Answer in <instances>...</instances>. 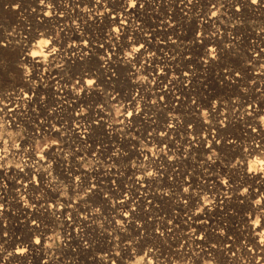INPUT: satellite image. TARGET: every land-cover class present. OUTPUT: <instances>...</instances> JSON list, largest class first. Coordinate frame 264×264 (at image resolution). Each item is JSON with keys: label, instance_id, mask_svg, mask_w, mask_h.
<instances>
[{"label": "built area", "instance_id": "1", "mask_svg": "<svg viewBox=\"0 0 264 264\" xmlns=\"http://www.w3.org/2000/svg\"><path fill=\"white\" fill-rule=\"evenodd\" d=\"M84 2L93 16L69 31L65 26L73 16L50 23L36 17L49 35L64 26L61 42L48 36L54 42L40 49L44 62L40 55L24 54L33 51L31 33L10 34L1 43L6 47H0V230L8 236L7 242L0 240V262H177L188 249L170 241L164 203L179 205V184L200 181L189 155L210 148L207 178L224 185L229 152L246 157L259 149L256 140L248 144L241 136L228 141L220 120L215 131L204 134L200 117L264 115V99H247L246 91L247 77L264 88V69L250 65L264 57V0L256 5L239 0V13L237 0H139L143 7L127 11L120 7L123 0ZM132 43L144 47L126 57ZM11 48L13 62L2 56ZM81 77L97 81L95 87L76 83ZM126 110L133 111L132 118ZM81 111L84 119L76 116ZM47 137L49 142L43 141ZM77 175L96 184L93 193L84 194ZM175 215L173 210L168 216L177 223ZM37 236L41 244H30ZM16 247L29 250L23 258L5 260ZM191 248L195 254L208 249Z\"/></svg>", "mask_w": 264, "mask_h": 264}, {"label": "rangeland", "instance_id": "2", "mask_svg": "<svg viewBox=\"0 0 264 264\" xmlns=\"http://www.w3.org/2000/svg\"><path fill=\"white\" fill-rule=\"evenodd\" d=\"M1 1V0H0ZM22 1V2H21ZM24 1V2H23ZM38 1V2H37ZM50 3L51 2L53 4H51V6L47 3ZM62 1V2H61ZM76 1H78V3H76ZM82 1V2H81ZM8 2V4H7ZM13 2V0H10V1H6V3L4 2H0V44L2 42H4V40H7V36H9L10 34H12L13 36H16L17 33H21L20 35H26L29 33L32 34V36H30V42H32V44L34 45H31V43L28 45L29 48L31 49H35V51H38L40 49H43L44 47H46L45 45H37L34 43L36 38H37V41H40V40H43V39H47L48 36H53L55 37L54 39H56V43L58 44L59 42H61V38H62V34L60 33V30L58 29H62V27H64L62 25L61 26H56L55 28H53L52 32H51V35H48L49 33H45L44 30H41V28H39V24L37 22V19L36 17H39L37 14L38 12V3H40V0H14L15 4L17 3V5H19V11L17 10V7L16 9L13 8V7H10L9 5ZM13 2V3H14ZM20 2V3H19ZM31 2V4H30ZM58 2V3H57ZM75 2V3H74ZM3 3V4H2ZM46 3H47V6H46ZM33 4V5H32ZM55 4H60L61 6H58L56 8H53V6H57ZM67 4V5H66ZM72 4V5H71ZM79 4V5H78ZM26 5V6H25ZM44 6H46V8H44L43 10H47L48 8V12L51 13V14H54L57 16V14H62L60 12V10L64 11L65 8H66V11L72 13V20L68 21V23H66V29L67 31H69L68 29L70 27H73V23H74V26H76L75 24L77 23L76 21H80V19H82L83 17H86L88 18L90 16H93V13L94 12H90V14L87 13L86 11V8H85V2L83 3V0H45L44 1V4H42ZM82 5V6H81ZM9 8H8V7ZM31 6V7H30ZM35 6V7H33ZM77 6V7H76ZM6 7V8H4ZM23 7V8H22ZM65 7V8H64ZM10 10H8V9ZM22 8V9H21ZM61 8V9H60ZM78 8V9H77ZM85 8V9H84ZM7 9V10H6ZM51 9V11L49 10ZM80 9V10H79ZM84 9V10H83ZM34 12L32 13L31 12ZM34 10V11H33ZM56 10V11H55ZM79 10V11H78ZM9 11V12H8ZM31 13H29V12ZM37 11V12H35ZM54 11V12H53ZM73 11V12H72ZM104 11V10H103ZM5 14H4V13ZM12 12V14H11ZM15 15H14V13ZM22 12V13H21ZM24 12V13H23ZM53 12V13H52ZM82 14H81V13ZM18 13V14H17ZM97 13V10L96 12ZM26 14V15H25ZM29 16H28V15ZM82 18H81V16ZM86 14V15H85ZM92 14V15H91ZM11 15V16H10ZM110 14L108 13V16ZM124 15V14H123ZM22 16V17H21ZM28 16V17H26ZM32 16V17H31ZM5 17V18H4ZM12 17V19H10ZM14 17V18H13ZM25 17V19H24ZM77 17V18H76ZM17 18V19H16ZM24 20H23V19ZM30 18V19H29ZM32 18V19H31ZM76 20H75V19ZM85 18V19H86ZM4 19H8L7 22L9 21V24L4 20ZM15 19V21H14ZM36 19V21H35ZM18 20V21H17ZM26 21V22H25ZM31 21V22H30ZM20 22V23H19ZM28 22V23H27ZM36 22V23H34ZM70 22V24H69ZM3 23V25H2ZM15 23H18V24H15ZM22 23H23V27H22ZM31 23V24H29ZM72 23V24H71ZM34 24H36L34 26ZM16 25V26H15ZM19 25V26H17ZM6 26V27H5ZM15 26V28L13 27ZM28 26V27H27ZM70 26V27H69ZM13 27V28H12ZM26 27V28H25ZM36 27V28H35ZM6 28V29H5ZM16 29V30H14ZM28 29V30H26ZM24 31V33L22 31ZM56 30V31H55ZM2 31V32H1ZM46 34H44L43 32ZM41 32V33H40ZM34 33V34H33ZM53 33V34H52ZM36 34V35H35ZM43 36H42V35ZM7 35V36H6ZM35 36V38H34ZM51 36V37H52ZM42 39H41V38ZM60 37V38H59ZM32 38V39H31ZM66 42V40H64ZM136 44V43H134ZM41 46V47H40ZM40 49H39V48ZM133 48V43L132 44H127L126 45V50H131ZM12 49V48H11ZM15 54L16 52L12 50H9L8 52H5V53H2V56L7 58L8 60L12 59L13 57H15ZM39 58H41V61L44 62L46 59H47V56L44 54L43 56H39ZM15 59V58H14ZM260 59V60H259ZM264 57H258V62L257 61H253L250 63L251 66H253V70H258L256 69L258 66H261L262 70L264 69V67H262V65H264ZM50 63H51V60H49ZM62 61V64L65 65V62L63 59H61ZM248 61V60H247ZM11 62H13L11 60ZM255 63V64H254ZM259 68V67H258ZM251 83V80L249 77H247L246 79V91H247V99H253L255 97H257L258 99H264V88H260L256 85V83ZM250 84V85H249ZM262 89V90H261ZM254 93V94H253ZM259 93V94H258ZM262 93V94H261ZM259 96H258V95ZM254 95V96H253ZM260 116V117H259ZM262 115H258V116H203V118H201L200 116V121L202 122L203 124V120H208V123L205 124L206 126V130L205 128H201L203 131H204V134H207L210 132L211 129H214V131L216 130L215 129V125H217V121L220 120V122L224 123L225 126H226V130H225V136H228V141L229 140H238V137H242V140L244 142H249L252 143V141L255 142V140L257 141L256 144L259 142V139L261 140L258 145H259V149H260V146L262 144V141H264V119L261 118ZM218 117V118H217ZM245 117V118H244ZM250 118V119H249ZM252 118V119H251ZM215 119V120H214ZM245 119V120H243ZM248 119V120H247ZM237 120V121H236ZM252 120V121H251ZM248 121H249V124H248ZM251 122V123H250ZM259 122V123H258ZM241 123V124H240ZM253 123V125H252ZM212 125V126H211ZM262 125V126H261ZM218 126V125H217ZM243 126V127H242ZM248 130H247V128ZM262 127V128H261ZM255 128L256 131L253 132L252 129ZM260 129V130H259ZM260 133V136H257V133L258 132ZM257 132V133H256ZM249 133H250V136H249ZM246 136H247V139H246ZM262 136V137H261ZM251 137V138H249ZM253 137V138H252ZM51 137H47L45 140V142H49V139ZM247 142V143H248ZM255 155V154H254ZM254 155L252 153H250L248 156L249 157H243L241 156V153L238 151V150H231L229 152V162H228V173L226 175V181L224 185L220 183L218 184H212L210 182V179L207 178L208 174H209V171L211 170V164H210V159L212 157V152L209 149L206 150H203L199 153H193V155H189V164H190V167L194 166L193 167V172H197L196 176L199 178L200 181H198V183H184L182 185L179 184L178 186V191H179V194L181 195V198L183 201H181V203L179 205H176L174 203L171 202L170 203H164V209H165V214H166V218H169L167 221L168 223L170 224L171 227H169V229H171V235L169 236V239L171 242H177L178 240H181V241H178L177 243L178 244H183L188 250H187V254L183 255L182 257H180L178 259L177 262H173L170 264H231L232 262L229 263L228 261V256L230 255H234V257L237 259V262H241L243 261V255L242 253H239V245L242 244V239L239 238L234 244V246L228 248L227 245L231 243L232 239H235L234 237V233L232 232V229L233 228H238L240 229L241 228V223L237 220L239 217H247L250 216L251 218V221L254 222V218L257 219L260 215H261V208L262 206H264V203L262 202V199L260 198L259 194L256 193V195L253 194V191L254 189L253 188H256L257 187H252L253 185V181H255V179L253 178H257L259 177L260 175H262V172L260 170V167L259 165H255L256 163H254ZM256 156V155H255ZM259 156V155H258ZM248 159V160H247ZM251 161H250V160ZM253 159V160H252ZM208 162V163H207ZM247 162V163H246ZM251 162V164L249 163ZM247 164V165H246ZM243 165V166H242ZM248 165H253L257 171L256 172H249L248 171ZM232 166V167H231ZM258 166V168H257ZM189 167V168H190ZM238 167V168H237ZM242 167V168H241ZM244 168V169H243ZM230 169V170H229ZM247 169V170H246ZM238 172H240L238 174ZM258 172V173H257ZM237 173V174H236ZM242 173V174H241ZM247 173H250L251 175H253L254 177L249 181V180H244V176L247 174ZM245 174V175H244ZM237 175V176H236ZM233 178V179H232ZM209 179V180H208ZM231 179V180H230ZM240 179V180H239ZM206 180V181H205ZM233 180V181H232ZM240 182H239V181ZM237 181V183L235 182ZM242 181V182H241ZM203 182H205L203 184ZM209 182V183H207ZM229 182V183H228ZM251 182V183H250ZM248 183V184H247ZM208 184V185H207ZM234 184V185H233ZM241 184V185H239ZM203 185V187H202ZM231 185V186H230ZM183 186V187H182ZM250 186V188H249ZM228 187V188H227ZM234 187V188H233ZM248 187V188H247ZM187 188L188 189V192H184L183 190ZM243 188V189H242ZM221 189V190H220ZM244 189H247V192L244 190ZM250 189V190H249ZM206 190V191H205ZM225 190V191H224ZM230 190V191H229ZM238 190V191H237ZM240 191V192H239ZM220 192V193H218ZM249 192H252V196L250 195L251 193ZM225 193V194H224ZM214 194V195H213ZM219 194V195H218ZM222 194V195H221ZM229 194V195H228ZM234 194V195H233ZM240 194H245V196L243 195H240ZM224 195V196H223ZM230 196V197H226L225 196ZM233 195V196H232ZM238 197H236V196ZM248 196H251V198H249ZM254 196L255 199H253L252 197ZM256 196H259V198H257ZM216 197V199H215ZM220 197V198H219ZM223 197V198H222ZM240 197V198H239ZM230 198V199H229ZM236 198V199H235ZM242 198V199H241ZM189 199V200H188ZM219 199V201H218ZM226 199V200H225ZM232 199V200H231ZM245 199V200H244ZM251 199V200H249ZM260 200L261 203L260 204H256V200ZM216 200V201H215ZM243 200V201H242ZM193 202V203H189V202ZM200 201V202H199ZM225 201V202H223ZM242 201V202H241ZM247 201V202H246ZM253 201V202H252ZM187 202V203H186ZM210 202V203H209ZM229 202V204L227 203ZM241 202V203H240ZM245 204H244V203ZM252 203V204H251ZM192 204V205H191ZM208 204V205H207ZM227 204V205H225ZM242 204V205H241ZM191 205V206H189ZM204 205V206H203ZM216 205V206H215ZM218 205V206H217ZM233 205V206H232ZM245 205V206H244ZM251 206L253 208H255V213L253 212H248V209L247 207L248 206ZM260 205V207H259ZM195 208H193V207ZM206 206V208H205ZM208 206H210L208 208ZM227 206V207H226ZM186 207V208H185ZM213 207V208H212ZM237 209H236V208ZM244 207H246L244 209ZM183 208V209H182ZM202 208V209H201ZM210 209V210H209ZM215 209V210H214ZM236 211H235V210ZM175 210L178 215H175L176 216V221L177 223L173 222L172 223V218L170 219V217L168 216L169 213L171 211ZM187 210V211H186ZM195 213H194V211ZM200 210V211H199ZM224 210V211H223ZM231 210V211H230ZM185 213H183V212ZM191 213H189V212ZM211 211V212H210ZM216 211V212H215ZM227 211V212H226ZM242 211V212H240ZM259 211V212H258ZM182 212V213H181ZM200 212V213H199ZM209 212V213H208ZM219 212V214L217 213ZM225 212V213H224ZM229 212V213H228ZM232 212V213H231ZM234 212V214H233ZM239 212V213H238ZM245 212V213H244ZM181 213V214H180ZM199 213V214H198ZM214 213V214H213ZM188 214V215H187ZM193 214V215H192ZM195 214V215H194ZM197 214V215H196ZM204 214V215H202ZM216 214V215H215ZM224 214V215H223ZM190 215V216H189ZM223 215V216H222ZM226 215V216H225ZM234 216V217H231V216ZM201 216V217H200ZM203 216V217H202ZM208 216V217H207ZM218 216V220L216 219V217ZM237 216V218H236ZM182 217V218H181ZM198 217V218H197ZM221 217V218H220ZM231 217V218H230ZM257 217V218H256ZM188 218V219H187ZM228 218V219H227ZM253 218V219H252ZM180 219H183L182 221ZM195 219V220H193ZM197 219V220H196ZM215 219V220H214ZM230 219V220H229ZM192 220V221H191ZM207 220V221H206ZM180 221V222H179ZM191 221V222H190ZM200 223H203V224H199L198 222ZM226 221V222H225ZM229 221V222H228ZM197 225H193L194 223ZM206 222V223H205ZM213 222V224H212ZM215 222V223H214ZM225 222V223H224ZM179 223V224H178ZM182 223V224H181ZM237 223V224H236ZM217 224V225H216ZM222 224V225H221ZM172 225H175L176 227L172 226ZM204 225V226H203ZM187 226V227H186ZM193 226V227H190ZM213 226V228H212ZM196 227V228H195ZM200 227V228H199ZM204 227V228H203ZM211 227V228H210ZM227 227V229H226ZM232 227V228H231ZM187 228V229H186ZM203 228V229H202ZM231 228V229H230ZM200 230V231H199ZM211 230V231H210ZM214 230V231H213ZM216 230V232H215ZM218 230V231H217ZM175 231V232H174ZM203 231V232H202ZM207 231V233H206ZM228 231V232H226ZM195 232V233H194ZM205 232V233H204ZM183 233V234H182ZM193 233V234H191ZM226 233V234H225ZM228 233V234H227ZM177 234V235H176ZM181 234V235H180ZM210 234V235H209ZM224 234V235H223ZM233 234V235H232ZM179 235V236H178ZM193 235V236H192ZM197 235V237H196ZM209 235V236H208ZM222 235V236H221ZM175 236V237H174ZM181 236V237H180ZM186 236V237H185ZM191 236V237H190ZM207 236V237H206ZM201 237H203L201 239ZM212 237V238H211ZM215 237V238H214ZM228 237L229 240H228ZM234 237V238H233ZM187 240H186V239ZM210 240H209V239ZM214 238V239H213ZM223 238V239H222ZM176 239V240H175ZM219 239V240H218ZM221 240V242H220ZM199 241V242H198ZM212 241V242H211ZM239 241V242H238ZM198 242V243H197ZM218 242V243H217ZM225 242V243H224ZM196 243V244H195ZM203 243V245H202ZM210 243V244H209ZM224 243V244H223ZM187 244V245H186ZM206 244V246L204 245ZM209 244V246H208ZM238 244V245H237ZM195 245H200V247L202 246L203 248H207L210 249L207 251H204L202 249V251L204 253H199V254H195V250H193L191 248V246H195ZM213 245H215L213 247ZM217 245V246H216ZM226 245V246H225ZM194 248V247H193ZM213 248V249H212ZM221 248V249H220ZM234 248V249H233ZM192 249V250H191ZM230 251H228V250ZM222 250V251H221ZM224 250V251H223ZM192 251V252H191ZM214 251V252H213ZM186 252V251H185ZM208 252V253H206ZM224 252V253H223ZM236 252V254H235ZM213 253V254H212ZM216 253V254H215ZM220 253V254H219ZM191 254V255H190ZM227 254V255H226ZM196 255V256H195ZM185 256V257H184ZM209 256V257H208ZM220 256V257H219ZM184 257V258H183ZM190 257V258H189ZM196 257V258H195ZM212 257V258H211ZM215 257V258H214ZM194 258V259H193ZM221 258V259H220ZM219 260V261H218Z\"/></svg>", "mask_w": 264, "mask_h": 264}, {"label": "bare ground", "instance_id": "3", "mask_svg": "<svg viewBox=\"0 0 264 264\" xmlns=\"http://www.w3.org/2000/svg\"><path fill=\"white\" fill-rule=\"evenodd\" d=\"M6 1H10V0H1L0 2H4V3H6ZM20 1V0H19ZM45 1V0H44ZM49 1H51V0H49ZM72 1V0H71ZM74 1V0H73ZM13 2H14V0H13ZM12 2V3H13ZM22 2V1H21ZM24 2V1H23ZM38 2V1H37ZM62 2V1H61ZM82 2V1H81ZM11 3V4H12ZM15 3V2H14ZM20 3V2H19ZM47 3H48V1H47ZM47 3H46V6H47ZM58 3V2H57ZM75 3V2H74ZM3 4V3H2ZM7 4H8V2H7ZM17 4V3H16ZM30 4H31V2H30ZM44 4V3H43ZM50 6H51V4H53L52 2H51V4L50 3H48ZM33 5V4H32ZM55 5H57V6H53V8H56V7H58V6H61L60 4H55ZM67 5V4H66ZM72 5V4H71ZM79 5V4H78ZM26 6V5H25ZM46 6H44V5H42V4H39L38 3V12L37 11H35V12H37V14L36 15H38L39 17H40V19H41V21H42V23L44 22V23H50V22H54V21H63V20H66V19H68V18H70V17H72V14H70V12H68V11H66V8H65V10L63 11H61L60 10V12L62 13V14H57V16L56 15H54V14H51V15H45L44 13H49L48 12V8H47V10L45 9V10H43L44 8H46ZM82 6V5H81ZM8 7V6H7ZM31 7V6H30ZM33 7H35V6H33ZM52 7V6H51ZM77 7V6H76ZM2 8V7H1ZM0 8V9H1ZM4 8H6V7H4ZM9 8V7H8ZM7 8V9H8ZM23 8V7H22ZM21 8V9H22ZM36 8V7H35ZM59 8V7H58ZM6 9V10H7ZM11 9V8H10ZM10 9H8V10H10ZM15 9H16V7H15ZM19 8L17 7V10H18ZM61 9V8H60ZM78 9V8H77ZM85 9V8H84ZM83 9V10H84ZM50 11H51V9H49ZM80 10V9H79ZM78 10V11H79ZM1 11V10H0ZM19 11V10H18ZM34 11V10H33ZM56 11V10H55ZM9 12V11H8ZM20 12V11H19ZM29 12V11H28ZM31 12H32V10H31ZM54 12V11H53ZM52 12V13H53ZM73 12V11H72ZM4 13V12H3ZM14 13V12H13ZM22 13V12H21ZM24 13V12H23ZM30 13V12H29ZM32 13H34V12H32ZM81 13V12H80ZM5 14V13H4ZM11 14H12V12H11ZM18 14V13H17ZM31 14V13H30ZM82 14V13H81ZM81 14H80V16H81ZM88 14H90V13H88ZM123 14V13H122ZM14 15H15V13H14ZM26 15V14H25ZM28 15V14H27ZM86 15V14H85ZM92 15V14H91ZM11 16V15H10ZM29 16V15H28ZM28 16H26V17H28ZM89 16V15H88ZM22 17V16H21ZM32 17V16H31ZM5 18V17H4ZM14 18V17H13ZM77 18V17H76ZM81 18H82V16H81ZM0 19H1V17H0ZM10 19H12V17L10 18ZM10 19H9V21H10ZM17 19V18H16ZM23 19V18H22ZM30 19V18H29ZM32 19V18H31ZM75 19V18H74ZM4 20H6V19H4ZM8 20V19H7ZM7 20L5 21V23L7 22ZM24 20V19H23ZM26 20V19H25ZM72 20V19H71ZM70 20V21H71ZM76 20V19H75ZM81 20V19H80ZM9 21L7 22L8 24H9ZM12 21H13V19H12ZM14 21H15V19H14ZM18 21V20H17ZM35 21H36V19H35ZM26 22V21H25ZM31 22V21H30ZM76 22H78V21H76ZM20 23V22H19ZM28 23V22H27ZM34 23H36V22H34ZM15 24H18V23H15ZM29 24H31V23H29ZM69 24H70V22H69ZM72 24V23H71ZM77 24V23H76ZM75 24V25H76ZM2 25H3V23H2ZM32 25V24H31ZM36 24H34V26H35ZM16 26V25H15ZM15 26H13L14 28H15ZM17 26H19V25H17ZM60 26V25H59ZM6 27V26H5ZM12 27V28H13ZM22 27H23V23H22ZM28 27V26H27ZM62 27V26H61ZM66 27V26H65ZM70 27V26H69ZM73 27H74V23H73ZM26 28V27H25ZM36 28V27H35ZM40 28V27H39ZM55 28V27H54ZM63 28V27H62ZM6 29V28H5ZM14 30H16V29H14ZM26 30H28V29H26ZM42 30V29H41ZM58 30H60V29H58ZM69 30V29H68ZM22 31V30H21ZM53 31V30H52ZM56 31V30H55ZM2 32V31H1ZM23 33H24V31H22ZM43 32V31H42ZM41 33V32H40ZM44 33V32H43ZM34 34V33H33ZM53 34V33H52ZM23 35V34H22ZM36 35V34H35ZM42 35V34H41ZM46 35V34H45ZM49 35V34H48ZM7 36V35H6ZM43 36V35H42ZM52 36V35H51ZM53 37V36H52ZM34 38H35V36H34ZM37 38H39V37H37ZM37 38H36V40H35V42L37 41ZM41 38V37H40ZM43 38V37H42ZM41 38V39H42ZM60 38V37H59ZM32 39V38H31ZM62 39V38H61ZM66 40V39H65ZM34 42V43H35ZM38 42V41H37ZM57 42V41H56ZM69 42V41H68ZM67 43V42H66ZM41 45V44H40ZM44 46V45H43ZM41 47V46H40ZM39 48V47H38ZM40 49V48H39ZM33 50H35V49H33ZM38 51H41V50H38ZM260 60V59H259ZM264 60V59H263ZM258 62V61H257ZM255 64V63H254ZM262 90V89H261ZM264 91V90H263ZM254 94V93H253ZM259 94V93H258ZM257 94V95H258ZM262 94V93H261ZM254 96V95H253ZM259 96V95H258ZM255 98H257V97H255ZM214 117V116H213ZM252 117V116H251ZM260 117V116H259ZM218 118V117H217ZM239 118H240V116H239ZM245 118V117H244ZM250 119V118H249ZM252 119V118H251ZM215 120V119H214ZM243 120H245V119H243ZM248 120V119H247ZM237 121V120H236ZM252 121V120H251ZM251 123V122H250ZM259 123V122H258ZM241 124V123H240ZM248 124H249V121H248ZM252 125H253V123H252ZM262 126V125H261ZM243 127V126H242ZM247 128V127H246ZM262 128V127H261ZM247 130H248V128H247ZM260 130V129H259ZM258 132V131H257ZM256 132V133H257ZM249 136H250V133H249ZM257 136H260V133L258 132L257 133ZM262 137V136H261ZM249 138H251V137H249ZM253 138V137H252ZM246 139H247V136H246ZM248 140V139H247ZM261 140L259 139V142H260ZM248 142V141H247ZM246 142V143H247ZM252 142H254V141H252ZM258 142V143H259ZM248 144H249V142H248ZM207 151V150H206ZM252 154L254 155V157H253V159H254V163H256L255 165H259V167H260V169H264V164H261V163H259L258 161H261V160H264V141H262V144H261V146H260V149H258V151H256V150H254L253 152H252ZM259 155V156H258ZM246 157H249V156H246ZM252 159V160H253ZM248 160V159H247ZM250 160V159H249ZM251 161V160H250ZM208 163V162H207ZM247 163V162H246ZM249 163V162H248ZM249 164H251V162L249 163ZM247 165V164H246ZM211 166V165H210ZM243 166V165H242ZM253 166V165H252ZM232 167V166H231ZM248 167H249V165H248ZM238 168V167H237ZM242 168V167H241ZM257 168H258V166H257ZM244 169V168H243ZM248 169V168H247ZM246 169V170H247ZM230 170V169H229ZM262 172V175H260L259 177H255V178H253L254 176L253 175H251L250 173H247L245 176H244V180L246 181V180H251L252 178L253 179H255V181H253L254 183H253V185H252V187H257V189L256 188H253L254 189V191H253V194L254 195H256V193H258L259 194V196H260V198L262 199V202L264 203V194H262V193H264V171H261ZM240 172H238V174H239ZM258 173V172H257ZM237 174V173H236ZM242 174V173H241ZM255 174V173H254ZM237 176V175H236ZM233 179V178H232ZM209 180V179H208ZM231 180V179H230ZM240 180V179H239ZM238 180V181H239ZM206 181V180H205ZM233 181V180H232ZM236 183H237V181H235ZM240 182V181H239ZM242 182V181H241ZM205 182H203V184H204ZM207 183H209V182H207ZM229 183V182H228ZM251 183V182H250ZM213 185H214V183H212ZM225 184H227V183H225ZM248 184V183H247ZM208 185V184H207ZM220 185V184H219ZM234 185V184H233ZM239 185H241V184H239ZM221 186V185H220ZM231 186V185H230ZM183 187V186H182ZM202 187H203V185H202ZM228 188V187H227ZM234 188V187H233ZM248 188V187H247ZM249 188H250V186H249ZM243 189V188H242ZM221 190V189H220ZM245 190V189H244ZM250 190V189H249ZM206 191V190H205ZM225 191V190H224ZM230 191V190H229ZM238 191V190H237ZM240 192V191H239ZM218 193H220V192H218ZM246 193H248L247 191H246ZM249 193H251L250 195L252 196L253 194H252V192H249ZM225 194V193H224ZM214 195V194H213ZM219 195V194H218ZM222 195V194H221ZM229 195V194H228ZM225 196V198L227 197H230V196ZM234 195V194H233ZM232 195V196H233ZM240 195H243V194H240ZM224 196V195H223ZM236 196V195H235ZM243 196H245V194L243 195ZM251 196H248L249 198H251ZM259 196H256L257 198H259ZM237 197V196H236ZM220 198V197H219ZM223 198V197H222ZM238 198V197H237ZM240 198V197H239ZM245 198H246V196H245ZM253 199H255L254 198V196L252 197ZM215 199H216V197H215ZM230 199V198H229ZM236 199V198H235ZM242 199V198H241ZM189 200V199H188ZM226 200V199H225ZM232 200V199H231ZM245 200V199H244ZM249 200H251V199H249ZM216 201V200H215ZM218 201H219V199H218ZM243 201V200H242ZM241 201V202H242ZM200 202V201H199ZM223 202H225V201H223ZM240 202V203H241ZM247 202V201H246ZM253 202V201H252ZM187 203V202H186ZM189 203H193L192 201L191 202H189ZM228 204H229V202H227ZM244 203V202H243ZM245 204V203H244ZM252 204V203H251ZM192 205V204H191ZM191 205H189V206H191ZM208 205V204H207ZM225 205H227V204H225ZM242 205V204H241ZM204 206V205H203ZM216 206V205H215ZM218 206V205H217ZM233 206V205H232ZM245 206V205H244ZM252 206V205H251ZM250 205L247 207V209H248V212H254L255 211V208H253V207H251ZM193 207V206H192ZM210 206H208V208H209ZM227 207V206H226ZM259 207H260V205H259ZM186 208V207H185ZM194 208V207H193ZM205 208H206V206H205ZM211 208V207H210ZM213 208V207H212ZM236 208V207H235ZM246 207H244V209H245ZM261 208V207H260ZM183 209V208H182ZM195 209V208H194ZM202 209V208H201ZM237 209V208H236ZM210 210V209H209ZM215 210V209H214ZM235 210V209H234ZM187 211V210H186ZM194 211V210H193ZM200 211V210H199ZM224 211V210H223ZM231 211V210H230ZM236 211V210H235ZM183 212V211H182ZM181 212V213H182ZM189 212V211H188ZM211 212V211H210ZM216 212V211H215ZM227 212V211H226ZM240 212H242V211H240ZM259 212V211H258ZM261 212V215L259 216V218L261 219V221H262V224H264V211H260ZM180 213V214H181ZM183 213H185V212H183ZM189 213H191V212H189ZM194 213H195V211H194ZM200 213V212H199ZM198 213V214H199ZM209 213V212H208ZM218 214H219V212H217ZM225 213V212H224ZM229 213V212H228ZM232 213V212H231ZM239 213V212H238ZM245 213V212H244ZM255 213V212H254ZM214 214V213H213ZM233 214H234V212H233ZM188 215V214H187ZM193 215V214H192ZM195 215V214H194ZM197 215V214H196ZM202 215H204V214H202ZM216 215V214H215ZM224 215V214H223ZM222 215V216H223ZM190 216V215H189ZM226 216V215H225ZM231 216V215H230ZM201 217V216H200ZM203 217V216H202ZM208 217V216H207ZM216 217V216H215ZM231 217H234V216H231ZM230 217V218H231ZM182 218V217H181ZM198 218V217H197ZM218 218V216L216 217V219ZM221 218V217H220ZM236 218H237V216H236ZM251 217L250 216H248L247 215V217H239L237 220L241 223V228L240 229H238V228H233L232 229V232L234 233V237H235V239H232V241H231V243L230 244H228L227 245V247L228 248H230V247H232V246H234V244L235 243H237L236 241L239 239V238H241L242 239V244H240L238 247V251H239V253H242V255H243V261H241V262H237V259L234 257V255L232 254V255H230V256H228V261H229V263L230 262H232L231 264H264V242H261L262 241V237H261V233H264V227H261V226H253V222L251 221V219H250ZM257 218V217H256ZM188 219V218H187ZM228 219V218H227ZM253 219V218H252ZM181 221L183 220V219H180ZM193 220H195V219H193ZM197 220V219H196ZM215 220V219H214ZM218 220V219H217ZM230 220V219H229ZM254 220H256L255 218H254ZM178 221V220H177ZM184 221V220H183ZM182 221V222H183ZM192 221V220H191ZM190 221V222H191ZM207 221V220H206ZM180 222V221H179ZM198 222V221H197ZM226 222V221H225ZM224 222V223H225ZM229 222V221H228ZM173 223V222H172ZM194 223V222H193ZM199 223V222H198ZM201 223V222H200ZM199 223V224H200ZM206 223V222H205ZM215 223V222H214ZM179 224V223H178ZM182 224V223H181ZM197 224V223H196ZM195 223L193 224V225H196ZM201 224H203V223H201ZM212 224H213V222H212ZM237 224V223H236ZM214 225V224H213ZM217 225V224H216ZM222 225V224H221ZM173 226V225H172ZM197 226V225H196ZM204 226V225H203ZM171 227V226H170ZM187 227V226H186ZM190 227V226H189ZM191 227H193V226H191ZM190 227V228H191ZM196 228V227H195ZM200 228V227H199ZM204 228V227H203ZM202 228V229H203ZM211 228V227H210ZM212 228H213V226H212ZM232 228V227H231ZM230 228V229H231ZM187 229V228H186ZM226 229H227V227H226ZM200 231V230H199ZM211 231V230H210ZM214 231V230H213ZM218 231V230H217ZM175 232V231H174ZM203 232V231H202ZM215 232H216V230H215ZM226 232H228V231H226ZM195 233V232H194ZM205 233V232H204ZM206 233H207V231H206ZM229 233V232H228ZM227 233V234H228ZM172 234V233H171ZM183 234V233H182ZM191 234H193V233H191ZM226 234V233H225ZM177 235V234H176ZM181 235V234H180ZM210 235V234H209ZM208 235V236H209ZM224 235V234H223ZM233 235V234H232ZM170 236V235H169ZM179 236V235H178ZM193 236V235H192ZM222 236V235H221ZM175 237V236H174ZM181 237V236H180ZM186 237V236H185ZM191 237V236H190ZM196 237H197V235H196ZM207 237V236H206ZM233 237V238H234ZM212 238V237H211ZM215 238V237H214ZM213 238V239H214ZM229 238L230 237H228V240H229ZM186 239V238H185ZM209 239V238H208ZM223 239V238H222ZM176 240V239H175ZM187 240V239H186ZM210 240V239H209ZM219 240V239H218ZM240 240V239H239ZM178 241H181V240H178ZM177 241V242H178ZM199 242V241H198ZM197 242V243H198ZM212 242V241H211ZM220 242H221V240H220ZM239 242V241H238ZM218 243V242H217ZM225 243V242H224ZM223 243V244H224ZM196 244V243H195ZM210 244V243H209ZM209 244H208V246H209ZM187 245V244H186ZM202 245H203V243H202ZM205 246H206V244H204ZM238 245V244H237ZM200 246V245H199ZM215 246V245H214ZM217 246V245H216ZM226 246V245H225ZM208 248V247H207ZM209 249H210V247H209ZM208 249V250H209ZM213 249V248H212ZM221 249V248H220ZM234 249V248H233ZM194 250V249H193ZM228 250V249H227ZM207 251V250H206ZM222 251V250H221ZM224 251V250H223ZM229 251V250H228ZM192 252V251H191ZM195 252V251H194ZM214 252V251H213ZM230 252V251H229ZM206 253H208V252H206ZM224 253V252H223ZM213 254V253H212ZM216 254V253H215ZM220 254V253H219ZM235 254H236V252H235ZM191 255V254H190ZM227 255V254H226ZM237 255V254H236ZM196 256V255H195ZM185 257V256H184ZM183 257V258H184ZM209 257V256H208ZM220 257V256H219ZM190 258V257H189ZM196 258V257H195ZM212 258V257H211ZM215 258V257H214ZM194 259V258H193ZM221 259V258H220ZM219 261V260H218Z\"/></svg>", "mask_w": 264, "mask_h": 264}, {"label": "snow or ice", "instance_id": "4", "mask_svg": "<svg viewBox=\"0 0 264 264\" xmlns=\"http://www.w3.org/2000/svg\"><path fill=\"white\" fill-rule=\"evenodd\" d=\"M96 2L99 3V0H96ZM40 3L43 4V3H44V0H40ZM191 3H192V0H188V4H191ZM258 3H259V0H249V4H250V5H256V4H258ZM9 6H10V7H13V8H15V7H19V5L15 4V3H12V4H10ZM137 6H139V7H143L144 5H143L142 3H140L139 0H123V3L120 5V7L123 8L125 11H127V9H135ZM223 7H224V5H223V4H220V8H223ZM240 11H241V7H240V4H239V0H237V4H236V6H235V8H234V12H235V13H239ZM44 14H45V15H51V13H44ZM216 15H217V11H211V16H216ZM112 19L115 20V16H113ZM124 23H125L124 21H121V22H120L121 27L124 26ZM169 27H171V26L169 25ZM112 31H116V32H118L119 29H112ZM199 36H200V34L197 33V34H196V38H194V41L197 42V43L199 42V39H197V38H199ZM43 41H44V45H45V46H48L49 44H51V43L54 42V41H52V40H48V39H43ZM172 43L175 44V41H172ZM0 47H6V45H5V44H0ZM73 47H74V46H73ZM143 47H144L143 44H140L139 47H133L132 50H131V52L129 53V56H133V55H138V54H140V52H141V50L143 49ZM52 51L55 52L56 49L53 48ZM261 51H264V49H262ZM24 54H25V55H29L30 53L26 52V53H24ZM31 55H32L33 57L36 56L34 53L31 54ZM153 55H154V54H153ZM207 55H208V52L206 51V52H205V56H207ZM217 58H218V56L215 55V54H213V55L211 56V59H212L213 61H215ZM108 59L110 60V59H111V56H109ZM185 59L188 61V63H191V61H190L187 57H185ZM203 63H204V64H208V63H209V60H208V59H204V60H203ZM262 67H264V65H262ZM189 75H190V73H189L188 71H185V72L183 73V76H184V77H188ZM234 75H235L236 77H239L240 73H239V72H236ZM225 79H227V77H225ZM76 83L81 84V85L86 84L88 89H93V88L95 87L97 81L92 80V79H89V80H86V81H85V80H83V78L81 77V78L77 79ZM80 90L83 91V90H84L83 87H81ZM24 98H25V99H28L27 95H25ZM163 99H164V96H160V97H158V100H163ZM112 100H113V102H115V97H112ZM155 102H156V101H153V103H155ZM103 103L106 105V104H107V101H104ZM192 103L195 104L196 102H195V101H192ZM97 107H100V106L97 105ZM121 107H123V105H121ZM110 110H111V109H110ZM8 111L10 112L11 109H8ZM101 111H103V108H101ZM140 111H141V109H140L139 107L135 108V112H136V113H139ZM126 114H127V116H128L129 118H132V117H133V111H127V110H126ZM120 115H123V114H120ZM209 115H211V113H209ZM248 115L251 116L252 113H248ZM76 116H77L78 119H84L85 113H84L83 111H81V112H77V113H76ZM261 118L264 119V115H262ZM122 122H123V121H121V123H122ZM204 123L207 124V123H208V120H205ZM76 126L78 127L79 125L77 124ZM171 126H172V125H170V124L168 125V127H171ZM84 131L87 132V131H88V128H85ZM252 131L255 132L256 129L253 128ZM55 132H56L57 134H60L59 129H55ZM81 139H83V137H81ZM133 139H134V138H133ZM217 142H219V141H217ZM54 143H56V141H53V144H54ZM46 147H50V146L46 145ZM257 147H259V145H257ZM44 155H47V152H45ZM40 158L43 160V159H44V156H41ZM145 159H147V157H145ZM258 162L261 163V164H264V160H261V161H258ZM260 170H261V171H264V169H260ZM20 171L23 172V168H21ZM248 171L254 173V172L257 171V169H256L254 166H252V167L249 166V167H248ZM149 175H151V173H149ZM76 180L79 181V182H80V185L83 186V187L86 189V191H85V193H84L85 195H89L90 193H93L94 190H95L96 187H97L96 184H85V181L81 178L80 175H77V176H76ZM183 191H184V192H188V189L185 188ZM245 191H247V189H245ZM262 194H264V193H262ZM104 195H105V200H106L107 194L105 193ZM124 199H127V196H126V195L124 196ZM117 203L122 204V203H123V200L117 201ZM209 203H210V202H209ZM260 203H261V201H260L259 199L256 200V204H260ZM25 206L27 207V205H25ZM0 209H3V205H2V204H0ZM96 211L99 212V209H96ZM261 211H264V206L261 207ZM123 215H127V214L124 213ZM84 219H87V217H85ZM32 223H33L34 225H36V227H39V225L36 224V221H35V220H33ZM253 226H254V227H255V226H261V227H264V224H262L261 219L258 217V218L254 221ZM7 236H8L7 231L0 230V238H2V239H0V240H4L5 242H7V241H6ZM202 238H203V237H201V239H202ZM41 242H42V237L37 236V238H36L34 241H30L29 243H30V244L39 245V244H41ZM81 246H82L83 248L87 249V248L89 247V243H88V241H87V240H84V241L82 242V245H81ZM213 247H214V245H213ZM0 248H2V245H0ZM17 248H19V249H21V250H20V251H16ZM28 250H29L28 247H16V248H14L12 251L9 252L8 256H13V257H16V258H23V257L27 254ZM116 255L119 256L120 253H117ZM8 256H6L4 259H5V260L8 259Z\"/></svg>", "mask_w": 264, "mask_h": 264}, {"label": "clouds", "instance_id": "5", "mask_svg": "<svg viewBox=\"0 0 264 264\" xmlns=\"http://www.w3.org/2000/svg\"><path fill=\"white\" fill-rule=\"evenodd\" d=\"M38 43L39 44H41V45H44V41L43 40H40V41H38ZM35 54L36 56L37 55H40V56H43L44 55V53H43V51L41 50V51H35V50H33V51H30V55L31 54ZM124 55L126 56V57H128L129 56V53L128 52H125L124 53ZM250 167H252V165H250ZM117 223H119L118 221H117ZM254 223V222H253ZM261 237H262V241L261 242H264V233H261ZM21 249H19V248H17L16 249V251H20ZM10 252V251H9ZM9 252L7 253V256H8V254H9ZM0 264H2V262H0Z\"/></svg>", "mask_w": 264, "mask_h": 264}]
</instances>
